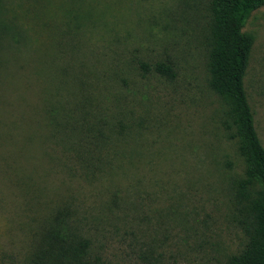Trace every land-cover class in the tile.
I'll return each instance as SVG.
<instances>
[{
  "label": "rangeland",
  "instance_id": "obj_1",
  "mask_svg": "<svg viewBox=\"0 0 264 264\" xmlns=\"http://www.w3.org/2000/svg\"><path fill=\"white\" fill-rule=\"evenodd\" d=\"M209 1L0 0V264H53L60 227L77 248L61 264H226L243 249L232 186L245 163L208 86ZM242 32L264 148V6ZM96 120L125 129L92 175L70 143Z\"/></svg>",
  "mask_w": 264,
  "mask_h": 264
},
{
  "label": "trees",
  "instance_id": "obj_2",
  "mask_svg": "<svg viewBox=\"0 0 264 264\" xmlns=\"http://www.w3.org/2000/svg\"><path fill=\"white\" fill-rule=\"evenodd\" d=\"M262 6L264 0H210L207 7L208 86L226 106L222 126L227 138L236 141L238 153L245 163L243 176L233 183L232 189L233 220L244 234L246 243L238 254L229 257L226 264H264V148L257 137L243 88L254 37L242 32L250 14ZM8 32L9 29L2 27L0 22V45L6 40ZM139 67L144 72L151 71L146 63L141 62ZM152 70L169 80L175 77L170 62L157 63ZM97 120L89 125H79L77 129L83 131H77L75 143H70L76 151L77 160L86 169L89 168L92 175L98 168L101 171L100 153L111 141H119L125 129L121 120ZM50 121L54 122V117L51 116ZM66 123L70 122L67 120ZM62 228L49 232L47 244L54 250L50 252L53 264L63 263L60 259L71 249V246H64L66 241L60 232ZM83 245L85 242L78 243L80 248ZM69 254L76 258L77 248H72Z\"/></svg>",
  "mask_w": 264,
  "mask_h": 264
}]
</instances>
